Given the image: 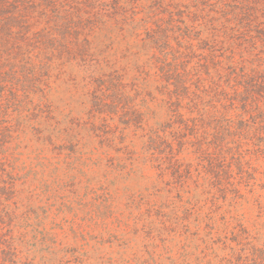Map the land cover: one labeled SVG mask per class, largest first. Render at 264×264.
<instances>
[{"label":"rangeland","instance_id":"obj_1","mask_svg":"<svg viewBox=\"0 0 264 264\" xmlns=\"http://www.w3.org/2000/svg\"><path fill=\"white\" fill-rule=\"evenodd\" d=\"M58 1L47 14L23 0V17L0 13V109L11 126L0 135V264H236V252L263 248L262 2ZM142 17L154 67L132 27ZM161 56L182 75L159 76ZM184 78L189 91L177 89L173 105L194 91L198 106L250 128L226 136L239 147L223 162L178 133L175 173L146 147L149 130L169 132L163 83Z\"/></svg>","mask_w":264,"mask_h":264},{"label":"trees","instance_id":"obj_2","mask_svg":"<svg viewBox=\"0 0 264 264\" xmlns=\"http://www.w3.org/2000/svg\"><path fill=\"white\" fill-rule=\"evenodd\" d=\"M25 3H28V5L33 4L36 7H39L42 13L47 14V9L51 8L55 3L53 4V0H23ZM19 2H22V0H16L12 2V0H0V13H6L9 9V13L12 14L6 18V20L12 21L17 20L20 17H23L22 9H25L24 4ZM262 2V3H261ZM61 3H64L63 1H58L57 8L62 9L63 5ZM263 5L259 12H261V15H258V18L260 16L264 17V0H260L258 4ZM22 5V7H20ZM90 16V15H88ZM89 18V17H88ZM140 24L134 26L133 29L136 33H140L139 30L143 29L145 33V40L144 45L147 46V50L150 53L149 62L151 65H153V61H155V48H156V38L153 36H148V33L153 30V28L149 25V21L146 18H140L139 19ZM4 25L6 23H3ZM2 26V23H0V27ZM161 50V49H160ZM164 53V52H163ZM165 54H167V51H165ZM216 64L218 66L217 70H222L224 68L223 65H221L222 61L219 59H215ZM156 61L161 62V66L157 67V69L161 72V75L158 73L159 76H165V78H168L172 72L175 73V75H182L181 72L178 71L177 68H174L172 70L171 61H168L167 58H164L162 60L161 57H156ZM231 66V65H230ZM154 67V65H153ZM233 67V66H232ZM170 79H166V82L163 83L161 90L162 94H165L166 101L168 103V112H169V120L162 124V126L168 125L169 132L168 135L165 134L167 131L165 128H162L159 130H149L148 135V144L146 147V153L150 154V160H153V162H158V166L161 167V165L165 162L167 159L168 163L171 164V168L174 169L175 173H178L180 170L182 163L179 161V159L176 157V153L173 151L172 144L173 141L176 140V135L178 133H181L185 130H190V139H186V141L181 143L190 144L192 146V143L195 141L203 140V143H200L199 149L202 151H210V148L213 147L216 149L215 154H217L219 161H225L226 160V153L228 151H231L235 149L239 144L234 139L227 140L225 142V138L227 135L232 134L234 135V132L243 134H248V131H242L243 128L238 126V123L245 124L246 128H250V126L246 125L245 119L243 117H240L239 119H234L231 116H228L226 113L218 112L216 109H207L205 107L198 106V103L196 102L197 94L193 91L192 94L194 95V99L192 97H188V101L186 102V106L183 107L182 105H173L174 102H180L181 101V94L178 93L179 88H182L183 91L187 92L189 91L190 86L187 85L188 79L184 78L180 82V85H174V88L170 87ZM0 80V107L2 105L1 100L3 99V92L4 89V83ZM191 84V83H190ZM235 84H232V88L235 91L236 87H234ZM173 90L175 95H173ZM14 94V93H13ZM173 96L175 98V101H173ZM179 108H186V113H183L182 111H179ZM214 108V107H213ZM5 111V110H4ZM0 112L3 114V110L0 109ZM8 120L6 117L3 116L0 117V135L3 133V130H10L11 127L10 124H8ZM256 124V123H253ZM258 125V124H257ZM263 128L262 125H259L257 127H254L255 130H260ZM160 132H163V135H160ZM243 133V134H242ZM10 136V135H6ZM5 137V138H6ZM167 137V138H166ZM221 143H220V141ZM215 140L217 142H215ZM158 141L165 142L168 147L167 152H164L163 149H160V147L157 145ZM7 142L6 139H0V154L4 153L5 149H2V147ZM153 150V152H151ZM235 151V150H233ZM155 152L161 154L164 153V156H161L159 158L153 156ZM233 154H237L240 160L243 158V152L240 150H237V152H232ZM213 154V153H212ZM147 158V157H146ZM212 159V158H211ZM210 159V160H211ZM0 160H2V157H0ZM209 161V160H208ZM161 164V165H160ZM241 163H239L240 165ZM176 169V170H175ZM231 262V261H230ZM236 264H264V247L263 248H255L251 247L250 250L243 251L240 250V252H236Z\"/></svg>","mask_w":264,"mask_h":264}]
</instances>
